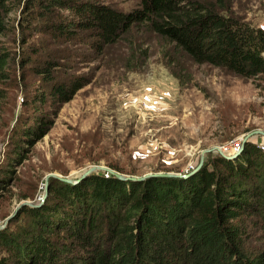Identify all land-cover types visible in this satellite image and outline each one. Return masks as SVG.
<instances>
[{
    "label": "trees",
    "instance_id": "16d2710c",
    "mask_svg": "<svg viewBox=\"0 0 264 264\" xmlns=\"http://www.w3.org/2000/svg\"><path fill=\"white\" fill-rule=\"evenodd\" d=\"M136 1L122 12L99 0H0V37L35 28L102 54L136 31L158 43L168 64L184 57L243 78L264 75V30L227 14L221 0ZM11 63L0 39V83ZM57 66L35 68L55 111L89 83L82 75L58 80ZM37 101L36 121L13 145L16 161L23 143L52 126ZM0 264H264V149L248 144L238 158L216 157L187 177L123 180L100 171L73 185L53 178L43 204L22 207L0 229Z\"/></svg>",
    "mask_w": 264,
    "mask_h": 264
},
{
    "label": "rangeland",
    "instance_id": "374dc122",
    "mask_svg": "<svg viewBox=\"0 0 264 264\" xmlns=\"http://www.w3.org/2000/svg\"><path fill=\"white\" fill-rule=\"evenodd\" d=\"M99 1L122 12L137 6L136 0ZM221 2L227 14L264 30V0ZM19 17L16 8L11 19ZM34 29L22 38L0 37L12 52L10 78L0 83V225L22 207L43 204L53 178L78 184L101 171L94 167L139 179L149 173L187 176L216 157L238 158L248 144L264 149V75L243 78L184 57L168 64L158 43L142 32L96 54ZM48 60L58 64V80L89 79L57 111L46 101L49 84L35 73ZM34 99L53 123L33 145L23 143L25 157L16 161L13 145L21 141V128L36 121Z\"/></svg>",
    "mask_w": 264,
    "mask_h": 264
},
{
    "label": "water",
    "instance_id": "95a60500",
    "mask_svg": "<svg viewBox=\"0 0 264 264\" xmlns=\"http://www.w3.org/2000/svg\"><path fill=\"white\" fill-rule=\"evenodd\" d=\"M92 170H101V171H104V172H107L111 175H114L115 177L119 178V179H139V178H136V177H133V176H127V175H124V174H120L118 172H115V171H112L108 168H104V167H94L92 168ZM188 176V175H187ZM185 176V174H182V175H179V174H173V173H149V174H146L144 177L140 178L139 180H144L146 178H149V177H187ZM53 177H56V178H59L57 176H53ZM60 180H65V179H62V178H59ZM26 204H24L23 206H25ZM28 206H32V205H28ZM34 207V206H33ZM10 217H8L6 219V222L2 225H0V229L3 228L5 225H7L8 223V219Z\"/></svg>",
    "mask_w": 264,
    "mask_h": 264
}]
</instances>
